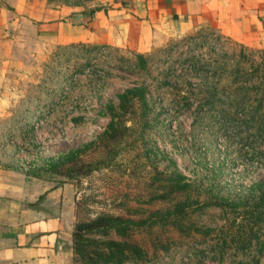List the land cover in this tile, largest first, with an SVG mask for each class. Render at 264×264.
Here are the masks:
<instances>
[{
	"label": "rangeland",
	"instance_id": "obj_1",
	"mask_svg": "<svg viewBox=\"0 0 264 264\" xmlns=\"http://www.w3.org/2000/svg\"><path fill=\"white\" fill-rule=\"evenodd\" d=\"M15 54L30 72L15 75L0 159L73 184V229L102 213L142 219L128 239L108 236L141 254L106 264H264V40L203 26L144 53L47 40ZM112 120L121 134L102 138Z\"/></svg>",
	"mask_w": 264,
	"mask_h": 264
},
{
	"label": "crops",
	"instance_id": "obj_2",
	"mask_svg": "<svg viewBox=\"0 0 264 264\" xmlns=\"http://www.w3.org/2000/svg\"><path fill=\"white\" fill-rule=\"evenodd\" d=\"M124 1L90 16L48 0H0V119L17 103L15 75L30 72L14 68L16 49L32 42H90L144 53L203 26L245 45L264 40V0ZM8 159H0V264H74L73 184L29 174Z\"/></svg>",
	"mask_w": 264,
	"mask_h": 264
},
{
	"label": "trees",
	"instance_id": "obj_3",
	"mask_svg": "<svg viewBox=\"0 0 264 264\" xmlns=\"http://www.w3.org/2000/svg\"><path fill=\"white\" fill-rule=\"evenodd\" d=\"M102 9H104L103 6H97L95 8H89V10L84 9L82 12L93 16L97 11ZM86 10H88V12H86ZM129 93H133V90H128L127 93L122 94V97H127ZM114 122L115 121L112 120L109 129L102 134V138L106 137V135L108 137L117 138V136L121 134V131L118 132V130H115ZM79 151L80 150L73 151L71 158H77ZM54 166H56V164H54ZM76 171L78 170L76 169ZM71 175L74 177L73 173ZM180 179L181 175L178 176L177 184H180ZM177 184L175 187H177ZM177 188L180 189L179 187ZM185 212V202L180 200L177 201L173 210L175 218H177L179 214ZM141 223H143L142 219L134 218L130 215L111 213H102L89 221L79 222L73 232L75 259L88 264L122 263L132 252L137 255L141 254V250L137 244L108 237L113 231L120 237L128 239L133 231V227L141 225ZM92 235H101L106 238L100 239Z\"/></svg>",
	"mask_w": 264,
	"mask_h": 264
}]
</instances>
